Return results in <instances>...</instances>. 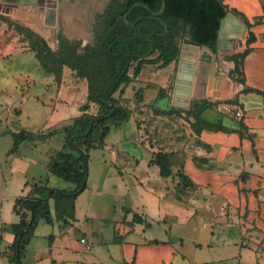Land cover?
<instances>
[{"label": "crops", "instance_id": "obj_1", "mask_svg": "<svg viewBox=\"0 0 264 264\" xmlns=\"http://www.w3.org/2000/svg\"><path fill=\"white\" fill-rule=\"evenodd\" d=\"M223 1L230 10L235 8L238 13L231 11L247 23V33L237 44L240 48L238 51L247 47L246 40L250 31L255 35V39L248 45V53L243 58L244 82L237 79L229 82L227 77H223V68L215 60L216 55H212L208 50L202 47L195 50L185 49L181 38L188 36L187 33L179 35L176 40L180 55L183 50L187 56L195 58L189 100L193 98L196 102L201 99L210 102L222 101V105H227L230 109H223L221 104H211L202 110L195 105L193 108L196 112L199 111L201 119L214 124L220 123L225 129L206 127L197 132L194 126L190 125L191 133L188 138H168L169 146L157 151L169 153L172 174L163 176V181L157 184H154L153 180L160 174V168L149 161L151 157L147 148L153 150L149 142L141 145L134 140V145H139L146 151L143 156L144 165L140 168L138 159L128 154H119L118 150L112 149L114 161L111 163L118 167L117 174H122L123 170L136 172L139 181L147 184L144 189L146 195L154 198L157 208L162 207L163 216L148 219L140 215L141 221L145 220L148 225H114L113 234L108 241L97 239L98 235L93 228L81 225L84 236L89 232L99 243L110 242L121 246L118 255H110L103 260H86L85 256H78V252L91 251L92 244L81 249L74 248L68 238L73 226H60V232L51 236L48 251L43 249L32 254L30 250H26L24 264H264V1ZM23 5L14 7L13 10L17 12ZM25 16L22 18H26ZM256 18L259 19L258 23H255ZM86 20L85 17L76 20L82 33ZM19 22L42 36L37 17L31 16ZM22 36L14 25L0 19V56L19 51L18 43L21 42ZM57 47L58 40L56 47L50 45L53 50ZM204 53L207 56H202ZM208 54L212 55L211 62L207 60ZM167 66L157 68L152 77L147 78L142 77L146 70L143 67L139 75L124 87L122 97L128 100L136 94L138 98L135 99L145 103L148 102L147 95H152L153 100H157L159 89L165 87L159 77ZM230 67L232 64L227 62L225 70L228 71ZM69 69L68 66L62 68L60 92L66 86L63 80L67 72L70 73ZM51 76L53 78L54 74ZM84 80L87 86V80ZM72 81L76 85L77 80L74 77ZM128 88H131V91L127 92ZM208 93H213L214 98L206 97ZM167 95L159 99L158 106L160 111L164 112L156 113L158 118L168 115L172 108L173 111L178 109L172 105V98ZM128 102L132 103V100ZM237 107L241 110V116H236L232 111V108L235 110ZM190 108L193 109L191 105ZM180 113L185 115L184 111ZM134 116L131 113L130 118L135 121ZM188 119L190 123L196 121V117L192 115ZM239 121L244 127H240ZM121 123L113 124L118 126ZM136 128L139 134L144 133L147 136V124L141 122L140 126L136 124ZM155 166L157 169L153 168ZM181 174L186 178L183 179ZM168 178H172V188L167 185ZM201 200H205L208 211L214 213L213 217L208 216L210 219L205 217L208 220H204V225H152L154 222L164 223L167 218L173 223L178 222L181 213L185 217L198 214L196 206L202 204ZM216 205L220 208L219 212L214 208ZM141 207L148 206L142 203ZM77 219L75 209V220ZM186 221L189 223L190 218ZM15 222H2L0 225V264H14L9 260V254L15 236L12 226ZM228 225H240L243 231L241 240L235 235L227 234ZM75 226L80 229L78 225ZM36 227L27 245L35 236ZM70 253L73 255H69Z\"/></svg>", "mask_w": 264, "mask_h": 264}, {"label": "rangeland", "instance_id": "obj_2", "mask_svg": "<svg viewBox=\"0 0 264 264\" xmlns=\"http://www.w3.org/2000/svg\"><path fill=\"white\" fill-rule=\"evenodd\" d=\"M118 1L121 0H43L42 4L25 3L24 7L17 12L12 9H1L0 11V14L5 17H0V19L8 21L14 26L16 23L20 24L19 21H25L31 16L37 17L41 29L39 31L42 33L41 36L33 31L35 34L29 38L20 32L23 35L21 42L18 43L20 50L12 51L13 53L8 56H0V225L2 222L9 223L18 220V214L12 210L15 198L27 194L31 188L34 190L37 185L66 191L75 188L74 182L54 174L50 169V163L59 150L72 151L75 155L87 154L85 158L87 164L86 186L74 199V215L76 209L78 219L64 216L61 211L64 202L56 204L57 201L54 197H50L49 191L46 190L44 193L49 200L53 221L46 222L40 218L35 236L31 239L30 244H25L23 248L20 257L22 263L26 262L24 256L26 250H30L32 254L43 249L48 251L49 243L52 241L51 236L60 232V226L66 228L69 225L73 226V230L68 238L74 248L81 249L92 244L91 251L78 252V256H85L86 260H92V258L103 260L110 255L116 256L120 253L121 246L110 242L99 243L96 237H92L89 232L84 236L81 225L93 228L98 235L97 239L102 238V240L108 241L113 234L114 225H148L145 220L141 221V218L138 222V217H134V213L148 219L164 214L162 207L157 208L154 204V198L146 195L144 189L147 184L139 181L136 172L123 170L122 174H117L118 167L111 163L114 161L112 149L118 150L119 154H128L130 157L138 159L140 168L144 165L143 156L146 151L141 146L134 145V140L141 145L149 142L153 150L147 148V151L152 157L157 150L166 149L169 146L168 138L174 136L180 137L182 140L188 138L191 133L190 127H193V122L190 123L188 119L191 115L194 117L190 108V101L193 98L189 100L188 97L187 107H178L175 111L160 118L156 115L157 108L161 110L158 106L160 97L154 101L152 95H147L148 102L145 103L135 99L138 98L136 94L135 97L133 95L128 98V100H132V103H129L126 98L118 99L129 107L131 113L135 115L136 122L130 118L116 126L108 118L106 125H109L110 129L104 139L105 144L99 145L102 129L99 124L93 127L88 138L89 141H95L96 146L88 147V144L82 142L80 145L71 147L68 125L72 124L76 115L82 112L85 103L89 105L86 110L94 114L98 112V103L87 99L85 78L76 76L71 68L69 69L70 73L67 72L63 80L66 86L60 92L62 80L56 81L54 76L51 78L53 73L45 71L36 56L37 45L56 47L57 36L60 32L72 40H80L81 46L93 44L98 16L110 4ZM49 10L54 11L52 15L47 14ZM24 15L26 18H22ZM84 17L87 20L82 33L79 31L76 20L84 19ZM49 19H53L54 22H50ZM246 33L247 28L241 37H244ZM23 42L27 44H23ZM238 49L240 48L237 46L219 48L220 54L215 58L223 68L221 75L227 77L229 82L240 76L237 71H233L235 62L231 59L233 54L241 52ZM205 55L207 56L205 53L202 54V56ZM208 55L209 59L207 58V60L211 62L212 55ZM180 59L179 54L159 77V81L165 84L161 91L165 94L168 93L166 95L169 97L173 91ZM227 62L232 64L228 71L225 70ZM143 67L146 69L142 76L144 78L152 77V73L157 70L153 64H145ZM71 75L77 80L76 85H74ZM128 91H131V88H128ZM118 92L116 90L112 95L117 97ZM150 93L152 94V92ZM206 97L213 99L214 95L208 93ZM211 102L222 106V101ZM181 111H184L185 115H182ZM141 122L149 127L146 131L147 136L144 133L139 134L137 131L136 124L140 126ZM12 132H20L24 136L15 145V148H13V144L16 137L12 135ZM72 137L74 139L78 137V134H73L70 140ZM118 165L120 164L118 163ZM153 168L157 169L156 166ZM163 178L165 177L157 174L153 180L154 184L161 183ZM167 183L169 188L173 187L172 178H168ZM60 199L66 203L69 201L66 196H62ZM142 203L148 207L142 208ZM200 203L203 205L196 206L198 210L196 215L185 217L181 213L178 222L173 223L167 218L164 223L163 221L154 222L152 225H192L193 223L204 225V220L210 219L208 216L213 217L214 213L208 211L205 200H201ZM67 207L70 210V204H67ZM214 208L219 212L218 205ZM125 215L126 218H124ZM188 218H190L189 223L186 221ZM75 225H78L80 229ZM227 228L229 236L235 235L240 240L242 239L243 231L240 225H228ZM82 238L87 240L82 241Z\"/></svg>", "mask_w": 264, "mask_h": 264}, {"label": "trees", "instance_id": "obj_3", "mask_svg": "<svg viewBox=\"0 0 264 264\" xmlns=\"http://www.w3.org/2000/svg\"><path fill=\"white\" fill-rule=\"evenodd\" d=\"M136 1H141L150 7L146 9L142 5H135L131 10L130 6ZM166 5L159 17L152 15L151 11L160 8L162 0H121L110 4L105 11L98 16L95 24V41L93 44L81 46L80 40H72L63 33L58 34V47L53 50L49 46H36V56L45 71L54 74L56 81L61 80L63 66L71 68L76 76L87 80V99L98 103V112L87 111L88 103H85L81 114L73 119L72 124L68 125L69 144L80 145L82 142L89 146H96L95 141L88 140L94 126L102 128L100 132L99 145L104 144V137L109 131L106 120L109 118L114 123L128 120L131 115L129 107L119 101L124 87L133 81L140 73L143 65L153 64L156 68L164 67L174 60L180 52L176 38L181 34H188L193 40L202 45H207L213 51L216 50V40L221 19L230 10L223 0H165ZM235 13L238 11L231 8ZM128 11L127 23L123 15ZM1 18H5L0 14ZM259 19H255L258 23ZM164 23L167 30L165 31ZM15 28L27 35L29 38L35 34L30 28L16 23ZM41 38V37H40ZM255 39L253 32H249L247 37V47L231 56L235 62L233 71H237L240 76L235 77L238 81L244 82L242 76L243 58L249 51V43ZM240 65V67H239ZM132 71L130 72V68ZM113 92L108 94L110 89ZM118 90L119 95L114 97L112 94ZM166 94L159 89L158 97ZM108 103L116 105L115 111L104 119H97L106 115L112 109ZM212 102L201 99L196 102L199 110L210 107ZM157 112H164L156 110ZM173 108L168 112H172ZM196 121L192 124L194 129L199 132L201 128L225 129L222 124H214L201 119L199 111L191 109ZM95 122L91 130L85 136L75 137L70 140L73 134H83L87 131L90 121ZM240 127L244 124L239 121ZM16 137L13 148L24 137L20 132H12ZM87 154L75 155L72 151L59 150L50 163L51 171L76 184L73 190H57L44 185H37L25 195H19L13 202V211L19 215V220L12 224L14 240L11 245L9 260L14 264L22 263L20 257L23 248L34 233V229L40 218L46 222H52L53 217L46 198L45 191H50V197L58 202H64L61 207L62 214L71 218L74 215V199L85 188L87 180V164L85 158ZM150 163L157 164L162 176L172 174V161L169 153L156 151ZM185 179L186 176L182 175ZM66 196L68 203L60 198ZM70 204V210L67 207ZM134 217H140L134 213ZM20 237L18 250L16 249L17 239Z\"/></svg>", "mask_w": 264, "mask_h": 264}, {"label": "water", "instance_id": "obj_4", "mask_svg": "<svg viewBox=\"0 0 264 264\" xmlns=\"http://www.w3.org/2000/svg\"><path fill=\"white\" fill-rule=\"evenodd\" d=\"M37 2L38 4H42L43 0H0V11L1 9H14V7L22 6L25 3H32ZM135 5H142L146 9L150 10V7L141 1H136L133 3L129 10H131ZM166 2L165 0H162L161 6L156 11H151L152 15L155 17H159V15L163 12L165 9ZM53 10L47 11V14L52 15ZM127 14L128 11L123 15L124 20L129 23L127 20ZM50 22H54L53 19H49ZM246 21L241 20L236 14H234L231 10H228L226 15L221 19L219 29H218V35L216 40V50L213 51L210 47L207 45H202L199 42L193 40L190 36L183 37V47L185 49L195 50L199 47H202L206 50H208L212 55H219V48H230L236 47L239 43L238 40L241 39L242 34L244 33V30L246 28ZM165 31L167 30L166 23H164ZM232 26V27H231ZM237 37L238 40H235ZM231 42V43H230ZM229 43V44H227ZM225 44V45H224ZM180 62L177 69L176 77H175V83L173 85V94L171 95L172 98V105L177 107H187L188 104V97L190 95V87L192 84V76L194 74V66H195V58L192 56H187L183 50H181L180 55ZM113 92V88L110 89L108 94H111ZM196 103V100H191L190 105L193 108ZM111 105L112 109L109 113L106 115H102L98 117L97 119H103L105 117L110 116L116 109V105L114 103H108ZM93 119L90 121L89 127L87 131L83 134H78V136H85L92 128L93 123L95 120ZM73 140V137L72 139ZM51 193V190L49 191V194ZM48 194V195H49ZM20 244V237L17 239L16 243V249L18 250Z\"/></svg>", "mask_w": 264, "mask_h": 264}, {"label": "built area", "instance_id": "obj_5", "mask_svg": "<svg viewBox=\"0 0 264 264\" xmlns=\"http://www.w3.org/2000/svg\"><path fill=\"white\" fill-rule=\"evenodd\" d=\"M222 108L230 109L227 105H224V104L222 105ZM234 113H235L236 116H241V110H240V108L237 107V108L234 110ZM81 240L84 241L85 239L82 238Z\"/></svg>", "mask_w": 264, "mask_h": 264}, {"label": "bare ground", "instance_id": "obj_6", "mask_svg": "<svg viewBox=\"0 0 264 264\" xmlns=\"http://www.w3.org/2000/svg\"><path fill=\"white\" fill-rule=\"evenodd\" d=\"M46 8H47V7H46ZM231 27H232V26H231ZM235 40H238V39H237V37H236V39H235ZM238 41H239V40H238ZM230 43H231V42H230ZM227 44H229V43H227ZM224 45H225V44H224ZM229 45H230V44H229ZM230 47H232V46H230Z\"/></svg>", "mask_w": 264, "mask_h": 264}]
</instances>
